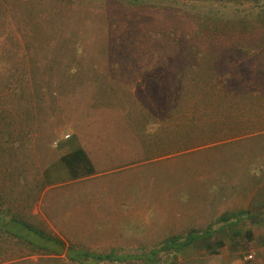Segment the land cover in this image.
Returning <instances> with one entry per match:
<instances>
[{"label":"rangeland","instance_id":"rangeland-1","mask_svg":"<svg viewBox=\"0 0 264 264\" xmlns=\"http://www.w3.org/2000/svg\"><path fill=\"white\" fill-rule=\"evenodd\" d=\"M0 216L159 251L0 223V264H264V0H0Z\"/></svg>","mask_w":264,"mask_h":264},{"label":"trees","instance_id":"trees-1","mask_svg":"<svg viewBox=\"0 0 264 264\" xmlns=\"http://www.w3.org/2000/svg\"><path fill=\"white\" fill-rule=\"evenodd\" d=\"M61 160L65 163L70 173V177L73 179L80 178L87 174H92L96 171L94 163L83 147H79L68 154H65ZM0 223L3 224L9 231H12L15 236L28 240L32 246L44 249L49 253H55L59 256H62L64 253H66V257L73 260L92 258L99 261H123L134 257L143 258L146 260H154V257L159 252L156 250L148 255H117L115 252L98 253L89 250L77 249L71 245H67L61 238L49 235L44 230H39L30 223L21 219L14 218L6 220L0 216ZM173 247L176 248L177 246L168 245L164 249H171Z\"/></svg>","mask_w":264,"mask_h":264},{"label":"built area","instance_id":"built-area-1","mask_svg":"<svg viewBox=\"0 0 264 264\" xmlns=\"http://www.w3.org/2000/svg\"><path fill=\"white\" fill-rule=\"evenodd\" d=\"M254 258V253L250 252L248 255H246V259H252Z\"/></svg>","mask_w":264,"mask_h":264},{"label":"crops","instance_id":"crops-1","mask_svg":"<svg viewBox=\"0 0 264 264\" xmlns=\"http://www.w3.org/2000/svg\"><path fill=\"white\" fill-rule=\"evenodd\" d=\"M73 151V150H72ZM70 152V151H69ZM69 152H67L66 154H68Z\"/></svg>","mask_w":264,"mask_h":264}]
</instances>
